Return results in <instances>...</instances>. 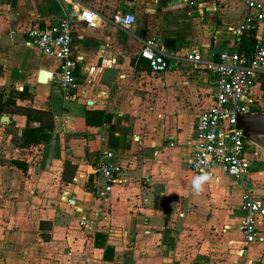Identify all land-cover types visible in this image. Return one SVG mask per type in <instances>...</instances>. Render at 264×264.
<instances>
[{
	"label": "crops",
	"instance_id": "0c3cea01",
	"mask_svg": "<svg viewBox=\"0 0 264 264\" xmlns=\"http://www.w3.org/2000/svg\"><path fill=\"white\" fill-rule=\"evenodd\" d=\"M81 8L97 14V25L74 23L79 85L64 98L53 82L56 61L26 44L21 31ZM115 11L133 15L128 29L112 23ZM245 11L244 0H0L3 98L42 111L41 121L51 123L46 142L22 145L21 130L38 123H26L13 105L0 115L7 117L0 121V264H43L54 257L88 264L99 255L119 264H158L169 256L172 264L187 227L203 240L194 246L200 257L216 258L215 264H264V217L256 223V239L244 243L237 183L213 166L211 182L196 195L192 180L201 172L186 167L212 81L179 56L197 51L211 57L233 48V29ZM149 38L169 44L171 69L154 73L138 58ZM41 71L50 76L42 80ZM22 87L25 94L18 97ZM251 93L264 113V85L255 84ZM91 110L110 114V120L86 125L84 114ZM99 149L114 153L126 177L104 199L93 191ZM246 152L264 201V149L248 140ZM14 159L25 170L11 164ZM210 240L217 242L214 249ZM97 246L112 250L104 254Z\"/></svg>",
	"mask_w": 264,
	"mask_h": 264
},
{
	"label": "built area",
	"instance_id": "2783aa9c",
	"mask_svg": "<svg viewBox=\"0 0 264 264\" xmlns=\"http://www.w3.org/2000/svg\"><path fill=\"white\" fill-rule=\"evenodd\" d=\"M244 2L246 11L233 29L236 36L233 48L211 57L189 51L179 58L187 62L192 71L203 70L212 81L210 105L197 115L193 126L194 140L186 167L192 172L209 173L213 166H220L224 174L237 183L241 212L238 230L247 244L256 239V223L264 217V201L256 194L255 180L250 173L251 158L246 152L249 139L236 125V116L263 111L253 98L251 88L255 84L264 85V1ZM97 18L89 8L72 9L55 23L34 24L21 31L26 44L56 61L53 82L64 98H70L79 85L75 75L77 60L72 56L74 23L78 21L94 28ZM111 21L121 29H128L134 17L128 12L115 11ZM248 35L253 37L249 51L238 47L239 38ZM137 56L154 73L171 69L170 60L174 58L162 42L152 38L142 41ZM92 173L98 180L93 191L99 198H107L113 187L126 183L122 167L114 153L107 149L97 152Z\"/></svg>",
	"mask_w": 264,
	"mask_h": 264
},
{
	"label": "trees",
	"instance_id": "16d2710c",
	"mask_svg": "<svg viewBox=\"0 0 264 264\" xmlns=\"http://www.w3.org/2000/svg\"><path fill=\"white\" fill-rule=\"evenodd\" d=\"M253 45V37L252 35L242 36L239 38V48H244L247 51L251 50ZM76 70V68H75ZM76 75V73H75ZM77 76V75H76ZM18 97L24 96L25 87H22L20 91H17ZM13 105V111H17L18 113L23 114L26 117V123L29 121L37 122V126H28L27 124L21 130L20 133V142L22 145H30V144H38L42 142H46L48 140V131L51 128V123L42 122L41 116L42 111L32 109L30 107H20L14 104V100L11 96L7 95L3 98V93L0 89V115L7 111V108ZM110 120V114L103 112L102 110H91L86 111L84 114V122L89 126H100L103 123H106ZM10 163L20 168L21 170H25V165L18 160H10Z\"/></svg>",
	"mask_w": 264,
	"mask_h": 264
},
{
	"label": "rangeland",
	"instance_id": "374dc122",
	"mask_svg": "<svg viewBox=\"0 0 264 264\" xmlns=\"http://www.w3.org/2000/svg\"><path fill=\"white\" fill-rule=\"evenodd\" d=\"M176 218L172 217L170 219V221L174 222ZM192 229L190 228H186L185 232L183 234H181L182 236L180 237V240L178 241L177 244V255L174 256V259L172 260V264H215L214 259L216 258H210V257H200V255H196L197 254V249L194 248V246L196 245V243H198L200 245V243L203 241H197L198 238L200 237V235L198 234H194V232L192 231ZM209 235V234H208ZM207 235V231H206V237L209 238V236ZM211 238V237H210ZM164 241H161L157 247H159L160 249V245L163 243ZM146 243V242H145ZM210 245H212V249H214L215 243L214 240H210ZM140 245H144V243L140 244ZM102 248V252L104 254H106L107 252H109L110 250H112V247L110 246H97ZM218 250H221V246L219 245ZM102 253V254H103ZM163 254V253H162ZM166 254V253H165ZM96 256V255H95ZM162 256V255H161ZM164 259H159L157 262L158 264H169V262L167 261V259H169V256H163ZM95 259H90L88 262V264H119V261L114 260V258H107L106 255H99L98 257H92ZM221 259V258H220ZM224 259V258H222ZM60 261V264H65V261L60 258H55L52 261H45L43 262V264H57L54 262ZM212 261V263H211ZM137 264H144V263H137Z\"/></svg>",
	"mask_w": 264,
	"mask_h": 264
},
{
	"label": "water",
	"instance_id": "95a60500",
	"mask_svg": "<svg viewBox=\"0 0 264 264\" xmlns=\"http://www.w3.org/2000/svg\"><path fill=\"white\" fill-rule=\"evenodd\" d=\"M169 46L168 43H165ZM50 76L47 71H41L40 77L45 80ZM7 120L6 116H0V121ZM236 125L241 128L242 135L253 142L260 148L264 149V113L256 114H238L236 116Z\"/></svg>",
	"mask_w": 264,
	"mask_h": 264
},
{
	"label": "clouds",
	"instance_id": "9594fccd",
	"mask_svg": "<svg viewBox=\"0 0 264 264\" xmlns=\"http://www.w3.org/2000/svg\"><path fill=\"white\" fill-rule=\"evenodd\" d=\"M212 176L207 171H201L199 175L193 177L192 192L196 195L204 191L205 184L211 182Z\"/></svg>",
	"mask_w": 264,
	"mask_h": 264
}]
</instances>
